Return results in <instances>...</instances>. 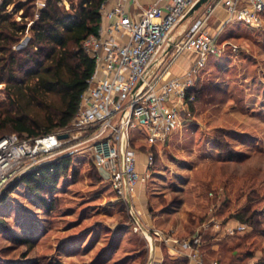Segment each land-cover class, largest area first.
<instances>
[{"label": "rangeland", "instance_id": "obj_1", "mask_svg": "<svg viewBox=\"0 0 264 264\" xmlns=\"http://www.w3.org/2000/svg\"><path fill=\"white\" fill-rule=\"evenodd\" d=\"M14 1L7 12L28 26L23 34H15L7 45L10 49H0V120L27 117L45 127L61 107V100L58 95L30 98L25 88L35 81L24 78L9 63L11 55L20 59L31 52L30 28L38 11L36 5L23 20L25 10L18 11L16 6L33 0ZM2 3L0 0V6ZM63 5L69 11L70 3ZM223 33L225 51L204 69L193 90L190 115H185L173 141L160 154L155 152L148 197L156 209H190V234L211 219L221 220L224 227L228 223L246 225L244 233L232 237L224 228L219 234L210 229L201 232V252L207 260L264 264V19L259 27L229 20ZM21 82L26 97L17 90ZM136 145L138 152H145L140 143ZM90 146L80 139L53 155L73 157L69 175L53 195L51 213L29 199L22 188L0 207V219L13 235L11 238L0 226V264H94L106 248L109 252L101 262L131 264L138 256L145 257L144 243L136 235H122L124 227L132 225L131 211L126 201L115 199L94 166ZM33 227L42 234L30 247L22 240L27 236L24 228ZM134 228L141 235L140 228Z\"/></svg>", "mask_w": 264, "mask_h": 264}, {"label": "built area", "instance_id": "obj_2", "mask_svg": "<svg viewBox=\"0 0 264 264\" xmlns=\"http://www.w3.org/2000/svg\"><path fill=\"white\" fill-rule=\"evenodd\" d=\"M110 1L100 8L98 34L82 43L84 54L94 61V71L74 118L67 128L54 134L0 139V193L20 175L53 159L62 147L85 139V144H91L94 166L107 175L115 196L127 201L153 178L156 146L166 144L183 127L185 115H190L193 90L207 60L225 51L226 45H218L207 32L216 11L226 10L232 19L250 27H259L264 15V0H212L205 13L177 35L200 0H157L138 18L130 16L124 0H113L112 9L108 8ZM45 5L46 0L37 1L38 10ZM187 52L197 55L193 67L183 76L165 81L172 64ZM65 135L68 138L60 139ZM136 143L145 149L143 171ZM218 226L211 219L181 244L194 264H219L207 263L201 256V232ZM245 230L241 223L225 226L226 235L231 237Z\"/></svg>", "mask_w": 264, "mask_h": 264}, {"label": "trees", "instance_id": "obj_3", "mask_svg": "<svg viewBox=\"0 0 264 264\" xmlns=\"http://www.w3.org/2000/svg\"><path fill=\"white\" fill-rule=\"evenodd\" d=\"M63 1L46 0L45 7L38 11L37 0L16 6L18 11L25 10L23 20L30 17L31 9L36 10L34 13L37 19L30 28L31 52H26L20 59H13L14 56L11 55L9 62L16 65L24 78L35 81L25 88L30 93V98L58 95L61 107L49 118L45 127L31 122L27 117L1 119L0 139L7 133H13L12 135L21 139H34L57 133L69 126L77 112L80 98L94 71V61L84 54L82 43L89 36L98 34L102 24L100 8L107 0H65L70 3L69 11L64 9ZM14 2L3 0L0 6V42L4 43L0 49L4 52L10 49L7 45L14 41L15 34L27 31V24L13 20L7 12V7ZM24 78L19 79L23 81ZM23 85V82L19 83L17 90L21 92L20 95H24L22 97H26ZM72 157V154L58 156L17 177L0 193V207L17 189L22 188L29 199L47 213H51L55 208L53 195L60 181L69 175ZM0 226L13 238L1 219ZM24 229L27 236L22 243L33 247L35 239L42 232L34 227L31 230Z\"/></svg>", "mask_w": 264, "mask_h": 264}, {"label": "crops", "instance_id": "obj_4", "mask_svg": "<svg viewBox=\"0 0 264 264\" xmlns=\"http://www.w3.org/2000/svg\"><path fill=\"white\" fill-rule=\"evenodd\" d=\"M44 2L45 0H40ZM126 2L127 10L131 17L138 18L142 11L149 8L153 5L157 0H124ZM114 7V1L111 0L109 2V9ZM206 11V8L203 10V13ZM196 17V16H195ZM194 17V18H195ZM264 17V15H263ZM262 17V20L264 19ZM192 18V19H194ZM232 17L230 14L223 9H219L216 11L215 15L211 18L208 26L207 32L209 35L215 39L218 45H222V36L225 26L227 25L229 20ZM192 19L187 20L180 28L177 30V35L182 33L186 28H188L193 22ZM219 56L210 57L207 60L206 67L208 66L209 62L213 58H217ZM197 60V55L195 53L187 52L180 56L174 64L169 68L166 73L165 81H173L181 76H183L189 69L193 67ZM206 67L204 69H206ZM204 71V70H203ZM203 71L200 74V79ZM198 85V84H197ZM197 87V86H196ZM196 89V88H195ZM179 132V131H178ZM174 133L167 141L166 144H159L155 148V152L160 154L163 148L167 144H170L174 136L178 133ZM139 163L142 162L140 165V171L144 170V164L146 162V156L144 153H138ZM100 171V170H99ZM102 172V171H100ZM102 175L106 179L105 182H108L107 175L102 172ZM149 183V182H148ZM142 184L140 185L127 199L128 209H132L131 212V224L125 226L124 231H122L123 237H131L137 236L144 243V251L146 253L145 257L143 258L142 255L138 256L131 264H194L192 261L189 260L187 257L188 253L181 249V244L185 241L190 240L195 233H199L201 231L202 225L196 228V232L188 233L191 224L188 220V212L190 209H176L174 211H166L162 208L156 209L154 205L151 204L148 195V185L150 184ZM112 192V191H111ZM113 193V192H112ZM115 196V194L113 193ZM115 199L119 200L116 196ZM184 209V210H183ZM220 226L211 228V233L219 234L221 228L224 226L221 225V220H216ZM192 223V222H191ZM135 225L139 227L141 235L135 234ZM235 224L228 223L226 226H234ZM222 226V227H221ZM223 232V231H222ZM130 235V236H129ZM114 242L110 244V247H113ZM203 246V243H202ZM202 249V247H201ZM109 252V248H106L102 254L99 256V260H95L94 264H112L108 260H102V256L106 255ZM202 258L207 263H212L211 261L207 260L205 253L201 252ZM219 262V261H218ZM122 262L118 263L121 264ZM125 264V263H124ZM129 264V263H128Z\"/></svg>", "mask_w": 264, "mask_h": 264}, {"label": "water", "instance_id": "obj_5", "mask_svg": "<svg viewBox=\"0 0 264 264\" xmlns=\"http://www.w3.org/2000/svg\"><path fill=\"white\" fill-rule=\"evenodd\" d=\"M212 0H200L195 6L194 8L189 12V14L186 16L185 20H190L192 18H194L199 11H201L204 7H206L207 5H209L211 3ZM68 138L67 135L65 136H61L60 139H66Z\"/></svg>", "mask_w": 264, "mask_h": 264}]
</instances>
